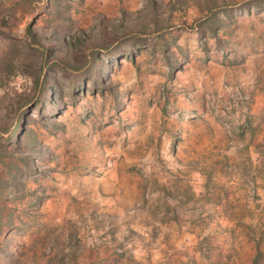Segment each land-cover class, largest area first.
Listing matches in <instances>:
<instances>
[{
    "label": "rangeland",
    "instance_id": "obj_1",
    "mask_svg": "<svg viewBox=\"0 0 264 264\" xmlns=\"http://www.w3.org/2000/svg\"><path fill=\"white\" fill-rule=\"evenodd\" d=\"M0 264H264V0H0Z\"/></svg>",
    "mask_w": 264,
    "mask_h": 264
},
{
    "label": "trees",
    "instance_id": "obj_2",
    "mask_svg": "<svg viewBox=\"0 0 264 264\" xmlns=\"http://www.w3.org/2000/svg\"><path fill=\"white\" fill-rule=\"evenodd\" d=\"M38 82H39V79H38Z\"/></svg>",
    "mask_w": 264,
    "mask_h": 264
}]
</instances>
